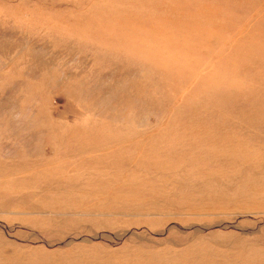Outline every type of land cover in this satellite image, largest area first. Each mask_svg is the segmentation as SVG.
Segmentation results:
<instances>
[{
  "label": "rangeland",
  "instance_id": "obj_1",
  "mask_svg": "<svg viewBox=\"0 0 264 264\" xmlns=\"http://www.w3.org/2000/svg\"><path fill=\"white\" fill-rule=\"evenodd\" d=\"M0 264H264V0H0Z\"/></svg>",
  "mask_w": 264,
  "mask_h": 264
}]
</instances>
